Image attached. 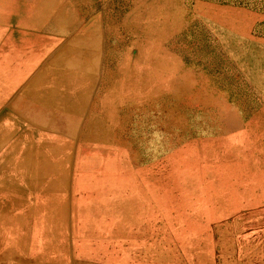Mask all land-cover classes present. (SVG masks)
<instances>
[{
	"label": "bare ground",
	"instance_id": "obj_1",
	"mask_svg": "<svg viewBox=\"0 0 264 264\" xmlns=\"http://www.w3.org/2000/svg\"><path fill=\"white\" fill-rule=\"evenodd\" d=\"M15 1L0 0V77L43 74V143L58 145L43 151V207L28 208L24 194L0 201V264H264V161L252 165L264 159V108L250 93L228 97L236 116L223 129L212 111L180 103L195 72L176 65L143 0ZM30 32L43 52L23 47ZM172 156L190 166L196 191L161 205ZM247 226L252 235L236 239Z\"/></svg>",
	"mask_w": 264,
	"mask_h": 264
},
{
	"label": "rangeland",
	"instance_id": "obj_2",
	"mask_svg": "<svg viewBox=\"0 0 264 264\" xmlns=\"http://www.w3.org/2000/svg\"><path fill=\"white\" fill-rule=\"evenodd\" d=\"M33 2L34 0L31 3ZM13 4L20 9L26 5L17 2V0ZM142 4L144 13L148 15L151 11L154 15L155 25L158 24L170 38L168 45L172 53L176 57L182 56L175 57L176 65L189 68L191 71L194 70L193 73L195 72L194 78L189 77L192 84L186 87L182 97H180V103H186L187 108L192 109L191 111L195 113L212 111L216 115L221 129L224 128V122L236 116L228 100L232 93H237L239 96H244L241 95V92L246 95L250 93L252 99L250 98L249 101L252 108L258 106L264 108V0H143ZM14 35L16 36V32ZM13 48L18 50L17 47L13 46ZM0 66L4 67V65ZM198 73L202 80L204 79L203 84L205 83L206 86L209 82L216 91L208 89V84L207 87L196 85L194 82L198 78ZM9 76L11 79L16 78L15 80L20 77L18 74ZM179 77L181 76L179 75ZM179 77L177 75V78ZM13 80H6L3 86H0V90L15 85ZM197 81L199 82V80ZM227 85L230 87L223 88ZM246 95L244 99H246ZM239 110L241 109L237 108L238 112ZM260 123H264V116L256 117L255 127H259ZM255 127L252 128L256 129ZM244 131H240V134H244ZM254 131L253 133L256 135ZM258 133L263 134V130H259ZM247 137L244 139L240 135L239 143L243 145ZM226 140L234 142L228 137ZM36 141L37 143H34ZM39 142L40 140L33 141L35 144H33V151L35 150L33 154L35 156L31 154L30 162L21 169L20 174L4 175L5 165L17 166L16 162L12 160L15 157L13 149L19 144L17 139L10 145L14 148L9 152L4 151L2 154L0 159V179L2 178L0 180V201L2 203L11 201L10 204H13L19 197L18 195L24 194L31 197L27 202L28 208L43 207V160L40 163L34 161V157L43 156V140ZM47 146L49 145H44V148ZM6 153L10 155H6ZM175 155L178 157V154ZM254 158L256 159L257 156H253ZM30 164L36 170L42 169V173L38 175L36 171L32 175L29 168ZM174 169L184 170V176L181 174V170H179L180 172L177 171L176 174L170 171ZM190 170V166L185 167L174 156L168 161V164L160 168L158 193L161 197V202L159 201L161 205H167L166 202L169 205L173 197L179 198L181 196L180 193L188 195L190 192L196 191L194 182H190L194 174ZM202 170L204 174L210 172L209 169ZM224 172L226 171H223V174ZM22 184H24L23 187ZM19 186L21 188H18ZM23 189L25 193H22ZM33 196H40V201L31 202ZM223 200L228 201V198H223ZM194 210L193 207L191 211ZM188 219H184V221ZM225 221L227 222L228 219L220 220L222 224H225ZM197 224L199 227H204L205 219H200ZM184 226L185 231L183 232H187L188 225ZM208 230L205 229V232ZM253 232V227L247 226L236 235V239L240 240L245 235H252ZM173 242L174 245L181 246L180 237L173 236Z\"/></svg>",
	"mask_w": 264,
	"mask_h": 264
},
{
	"label": "crops",
	"instance_id": "obj_3",
	"mask_svg": "<svg viewBox=\"0 0 264 264\" xmlns=\"http://www.w3.org/2000/svg\"><path fill=\"white\" fill-rule=\"evenodd\" d=\"M24 37H25L24 39H28L30 41L34 40V42L24 44L26 46L23 47L26 48V50L33 52V54L43 52V44L36 42L34 33L31 32L27 33V35H25ZM17 47H21V46H17ZM38 65L39 63L34 62V63H30L28 66L32 68L33 71V68H36ZM33 76L32 75L20 76L18 77L19 78L18 80H15L16 78L11 79L10 78L11 76L0 77L1 87L3 86V83L6 82V80L14 79L13 81H15L14 83L15 85L8 87L5 90H0V159L4 151H9L10 149L14 148V147L12 148L10 145L13 141H16L17 139V142L20 143L18 144V147L13 149L15 153V157L12 160H14L16 164L19 161L24 160L25 164L21 166L23 168L26 167V164L30 160L31 154H33L34 152L33 141L35 140L41 141V139L43 140V74H38L35 75L34 77ZM7 125L10 126L12 130V134L8 138H5L4 136L6 134V129L9 128L7 127ZM257 137L259 138L257 140L263 139L262 144L264 145V129H263V134H259ZM56 141L57 140L54 139L53 137L50 139L49 142L47 143L44 142L45 144L43 143V147L44 145L46 146L47 144L48 145L50 144L49 146H57L58 141L57 142ZM45 148H43V151ZM260 157L261 155L257 156V158L252 162L253 167L258 166L260 163L264 161V159H260ZM41 160L43 159L42 157L40 158V156L34 157V161H36V163L38 162L40 163ZM5 169H8L9 171H4V175H15V174H20L22 168H20L18 164L15 167H11L9 164H7L4 166V170ZM35 170L36 168L34 167V171ZM35 172H32V175L33 173L35 174ZM258 172L261 173L264 177V166L261 169H259ZM41 173H42V169L37 170L38 175H40ZM245 176L248 178L249 174H246ZM21 186L23 187L24 184H22ZM21 186H19L18 188H21ZM22 193H25L24 189L22 190Z\"/></svg>",
	"mask_w": 264,
	"mask_h": 264
}]
</instances>
